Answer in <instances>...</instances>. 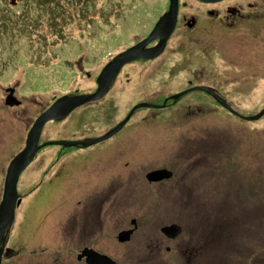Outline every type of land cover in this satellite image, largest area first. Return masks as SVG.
Listing matches in <instances>:
<instances>
[{"label":"rangeland","instance_id":"obj_1","mask_svg":"<svg viewBox=\"0 0 264 264\" xmlns=\"http://www.w3.org/2000/svg\"><path fill=\"white\" fill-rule=\"evenodd\" d=\"M14 1L0 0V193L6 164L22 148L35 111L46 108L53 97L91 88L90 78L99 67L145 37L154 20L167 7L168 0H51L48 5L39 4L38 0H16L11 4ZM233 1L221 0L215 5L219 12H224L225 4ZM246 1L236 0L242 5L240 11L244 15L235 25L248 27L237 37L233 67L227 59L231 54H217L231 52L228 39H221L229 33L227 28L213 25L214 32L199 35L196 43L183 39L194 31L182 23L183 18L190 17L191 12L196 19L204 18V12L197 0H179L177 23L170 34L172 44L152 58L124 63L109 92L78 105L62 119L45 121L41 135L91 138L106 132L128 114L120 128L86 146L61 145L62 148L56 150L57 145H46L42 153L52 155L53 160L54 151L62 149L53 169L60 165L68 168L70 166L66 165L71 163L82 164L81 171L85 170V165L88 169L104 167L109 163L105 153L131 151L133 123L134 186L143 184L141 174L145 170L151 171L174 156L170 155L173 148H188L186 152L194 151L193 147L215 151L218 177L223 173L221 182L218 180V194L228 196L217 203L216 225L224 229L241 228L250 238L245 250L264 264V243L260 240V235H264V112L256 118L244 119L188 87L192 84L208 86L243 116L253 115L262 108L264 64L255 72L252 66L257 59L264 60V13L253 17L259 20L251 24L245 11ZM261 2L260 9L264 12V0ZM46 5L52 9L49 13L44 10ZM196 44L207 50L205 54H181L191 50L189 45ZM247 62L249 67H243ZM6 87H13V94L20 101L17 105L4 103ZM164 98H168V104L162 106ZM147 101L160 106L141 104ZM87 104L89 107L98 104L99 111L88 108L85 114L75 117L74 113ZM188 136L198 137V140L192 143L193 139ZM48 161L45 156L41 165ZM28 167L16 184L19 192L33 187L38 179L32 177L35 174L32 167ZM51 177L54 179V172ZM187 207L194 209L192 202H187ZM20 211L22 205L16 206L13 233L17 222L20 223ZM12 242H17L16 237ZM259 244L263 248L261 254ZM217 253L220 256L216 264H236L237 251L233 246H227L224 252L215 251L214 260ZM247 258L244 259L246 264H258V260ZM206 260L202 257L200 264Z\"/></svg>","mask_w":264,"mask_h":264},{"label":"flooded vegetation","instance_id":"obj_2","mask_svg":"<svg viewBox=\"0 0 264 264\" xmlns=\"http://www.w3.org/2000/svg\"><path fill=\"white\" fill-rule=\"evenodd\" d=\"M219 1L221 0H197L203 9L204 18L196 19L192 12L190 17L183 18L182 23L194 30L193 35L183 39L189 43H196L199 35L206 36L204 33L214 32L213 25L227 28L229 33L221 39H228V48L231 52L219 51L217 54H231L227 59L233 67V54L236 53L234 45L237 43V37L245 33L248 25L238 27L235 25L239 21L238 18L244 15L240 11L242 5L239 2L234 0L226 3L224 12H219L215 5ZM261 3V0L245 2L246 15L250 16L248 20L251 24H256L259 20L253 17L264 13L260 9ZM178 5L179 0L173 29L177 23ZM170 34L165 41L164 49L172 44ZM156 41L157 37L145 46H150ZM189 46H192L191 50L182 51L181 54H205L206 49L199 44ZM246 50L248 51V48ZM262 64L264 60L257 59L254 67L252 66L253 72L260 70ZM248 65L250 64L247 62L243 67H249ZM97 72L90 78L93 81L91 88L83 91L94 89ZM195 85L188 86L189 90H198L208 100L210 98L212 102L216 101L205 90L194 89ZM73 93L76 92L70 94ZM142 103L147 106L151 102ZM151 104L149 107L160 106L156 103ZM165 104H168L167 98L163 99L162 106ZM88 105L90 104L74 113V116L85 114L88 108H93L95 112L99 111L98 104L90 107ZM42 109L36 110L32 119ZM131 124V151L105 153L108 155L109 163L104 167L94 166L88 169L85 165V170L81 171L79 166L82 164L71 163L66 165L70 166L68 168L60 165L53 169L54 161L59 158L62 149L54 151L53 155L56 157L53 160L50 159L52 155L42 153L45 145L36 149L32 159L19 173L17 182L20 174L28 166L32 167L31 170L35 174L32 177L37 176L38 179L30 190L25 192L17 190L16 206L22 205V211L18 216L20 223L17 222L18 226L14 228L13 233V218L12 224L3 235L0 264H200L202 257L207 259L203 264H216L220 254H215L214 260V252L219 249L224 252L227 246L236 249V264H246L244 260L246 256L247 259L254 262L258 260L256 263L261 264L260 259L254 260V257H250L249 251L245 250L250 238L241 228H219L214 220L218 201H224L228 197L224 198L223 194H218L220 191V188H217L218 180L221 182L223 173L218 177L217 153L193 146L195 150L188 152H186L188 148L186 150L180 147L173 148L170 155L174 156L150 169L164 168L169 171V175L149 180L145 177L149 170H145L146 172L141 174L143 184L135 183L133 186V177L136 173L133 172V123ZM188 138L193 139L192 143L198 140L195 136ZM50 139L54 138L41 135L37 143ZM51 145H57L56 150L62 148L60 144ZM45 156L49 161L42 166ZM37 171H40L39 174H36ZM52 172L55 175L54 179L51 177ZM27 192L29 194H26ZM187 202L193 203L192 211L188 209ZM14 237L17 239L16 243L12 242ZM260 240L264 243L263 233ZM255 241L256 237L254 243ZM259 245L261 254L263 248L261 244Z\"/></svg>","mask_w":264,"mask_h":264},{"label":"water","instance_id":"obj_3","mask_svg":"<svg viewBox=\"0 0 264 264\" xmlns=\"http://www.w3.org/2000/svg\"><path fill=\"white\" fill-rule=\"evenodd\" d=\"M213 1V0H206ZM176 9L177 0H169L166 10L158 16L154 22L152 28L148 34L141 40L129 45L122 51L116 53L109 61H107L103 67L100 69L95 77L96 86L90 92L76 93V94H63L54 98L47 106L44 108L31 122L29 128L26 131L24 145L16 152L12 158L8 161L5 169L3 182H2V193L0 197V248L3 242V233L6 228L11 224L14 214V207L17 203V192H16V182L19 173L31 160L35 150L41 145L45 144H63V145H74V144H91L100 139L108 137L110 134L115 132L127 119L128 114L125 117L110 128L105 133L91 138H81V139H52L44 141L37 144L38 137L41 128L45 121L54 119L64 118L70 110L74 107L91 100L98 99L107 90L109 84L116 76L119 68L126 62L131 61L136 58H152L158 55L164 45L167 37L172 32L175 19H176ZM157 37V41L145 47L153 38ZM195 88H201L209 92L213 98H215L222 106L227 108L229 111H235L218 95L212 92L207 86L195 85ZM6 94L4 97V103L7 105H16L19 100L13 94V87L5 88ZM182 93V92H181ZM180 94V93H179ZM178 94V95H179ZM143 104V103H141ZM264 111V105L254 115L244 116L247 119H253L258 117ZM169 175V171L161 168L154 169L145 174V177L149 180H155Z\"/></svg>","mask_w":264,"mask_h":264},{"label":"trees","instance_id":"obj_4","mask_svg":"<svg viewBox=\"0 0 264 264\" xmlns=\"http://www.w3.org/2000/svg\"><path fill=\"white\" fill-rule=\"evenodd\" d=\"M16 2V0L14 1V2H12L11 4H14ZM38 3L40 4V3H45V4H50L51 3V0H38ZM45 6V8H44V10L47 12V13H49L50 11H52V9H51V7H49V6ZM49 22H51V21H49Z\"/></svg>","mask_w":264,"mask_h":264},{"label":"bare ground","instance_id":"obj_5","mask_svg":"<svg viewBox=\"0 0 264 264\" xmlns=\"http://www.w3.org/2000/svg\"><path fill=\"white\" fill-rule=\"evenodd\" d=\"M132 60H133V59H132ZM51 144H55V143H51ZM51 144H50V145H51ZM74 145H75V144H74Z\"/></svg>","mask_w":264,"mask_h":264}]
</instances>
